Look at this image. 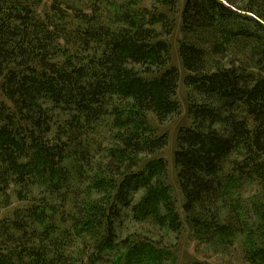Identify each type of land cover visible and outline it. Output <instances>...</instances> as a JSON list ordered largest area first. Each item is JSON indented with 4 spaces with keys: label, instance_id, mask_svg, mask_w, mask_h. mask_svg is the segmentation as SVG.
<instances>
[{
    "label": "trees",
    "instance_id": "obj_1",
    "mask_svg": "<svg viewBox=\"0 0 264 264\" xmlns=\"http://www.w3.org/2000/svg\"><path fill=\"white\" fill-rule=\"evenodd\" d=\"M140 1L0 0V264H264V0Z\"/></svg>",
    "mask_w": 264,
    "mask_h": 264
},
{
    "label": "rangeland",
    "instance_id": "obj_2",
    "mask_svg": "<svg viewBox=\"0 0 264 264\" xmlns=\"http://www.w3.org/2000/svg\"><path fill=\"white\" fill-rule=\"evenodd\" d=\"M182 2L183 0H180V5H182ZM140 3L142 5H149V2L147 0H141ZM49 4L50 0H44V5L46 6V8H48ZM178 9L180 12L181 7L178 6ZM174 18L177 20V22H179V13H174ZM180 37L181 33L179 31V27H177L172 35L168 37V40L172 45L171 62L172 64L176 65L180 71L179 87L177 90V99L181 106L180 113L162 124H159L153 117H151L150 121L152 125H154L158 129L159 133L166 132L168 135V144L161 151L160 155L167 161V183L170 185L172 194L177 203V207L181 211L183 197L181 196L177 184L176 169L173 162V152L176 148V136L179 127L187 126L191 123V121L186 112L187 88L183 83L184 72L182 71L183 69L177 51V43ZM2 101L6 100L0 93V104ZM19 206H21V203L14 202L11 207L0 210V221L10 216L12 211ZM170 242H172V245H175V257L177 261L175 260L174 263L172 261L173 264H186L191 263L195 260L205 261L210 264H241L240 259L237 255L235 256L236 258H229L227 256L213 254L211 251L204 248L203 245H199V243L191 237L187 230H183L181 234L176 236V239H173L172 236V240H170Z\"/></svg>",
    "mask_w": 264,
    "mask_h": 264
}]
</instances>
